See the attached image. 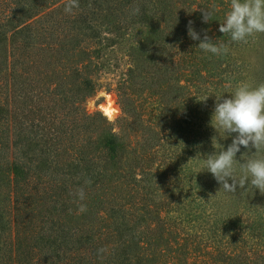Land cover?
Here are the masks:
<instances>
[{
    "label": "rangeland",
    "instance_id": "rangeland-1",
    "mask_svg": "<svg viewBox=\"0 0 264 264\" xmlns=\"http://www.w3.org/2000/svg\"><path fill=\"white\" fill-rule=\"evenodd\" d=\"M98 1L102 7L99 21L105 25L98 24L100 44L85 37L86 47L95 50V66L89 73L96 91L83 105L89 114L99 112L110 121L126 145L129 154L119 167H136L142 162L135 171L137 177L162 176L163 186L148 196L145 210L137 212L144 220L143 231L148 228L145 225H151L150 236L159 251L146 259L154 260L151 264H264V193L250 182L235 194L225 193L203 163L208 155L222 150L220 145L226 150L235 135L222 138L223 133L212 126L216 96L229 98L241 82L264 83V34L244 44L220 33L230 0ZM92 6L90 13H96ZM206 9L213 12L208 23L202 17ZM149 11L162 31L148 41L174 37L163 51L148 41L139 43L146 30L135 21ZM131 15L135 21L129 20ZM109 17L119 23L126 20L123 24L130 27L122 25L120 33L109 30ZM189 21L201 39L206 30L213 42L227 45L228 54L216 56L200 50V41L188 36ZM108 101L116 109L112 118L103 110ZM213 137L220 145L214 142L213 146ZM255 151L248 153L241 147L236 159L243 163L241 157ZM235 175L237 179L243 176L239 164ZM127 188L115 190L116 201L132 204L142 195ZM113 194L105 197L114 201ZM49 198L42 202L44 207ZM97 198L82 202L86 218L80 211L79 217L81 222L104 229L111 221L98 217L106 213L100 203L103 200Z\"/></svg>",
    "mask_w": 264,
    "mask_h": 264
},
{
    "label": "trees",
    "instance_id": "trees-1",
    "mask_svg": "<svg viewBox=\"0 0 264 264\" xmlns=\"http://www.w3.org/2000/svg\"><path fill=\"white\" fill-rule=\"evenodd\" d=\"M78 2L69 14V0H0V264H151L146 258L159 252L138 213L163 186L162 176L137 177L142 162L119 167L126 145L110 121L83 105L96 91L89 73L95 50L85 37L100 44L102 7L98 0ZM151 12L129 19L145 26L142 45L162 31ZM106 20L118 33L126 21ZM173 40L148 44L163 51ZM124 187L140 199L116 201L115 190ZM79 188L84 200H103L106 215L98 217L111 221L104 229L80 221ZM111 191L114 201L105 197Z\"/></svg>",
    "mask_w": 264,
    "mask_h": 264
},
{
    "label": "clouds",
    "instance_id": "clouds-1",
    "mask_svg": "<svg viewBox=\"0 0 264 264\" xmlns=\"http://www.w3.org/2000/svg\"><path fill=\"white\" fill-rule=\"evenodd\" d=\"M78 7V0H69L65 12L70 14ZM135 11L139 12V8ZM212 15V11L202 10L203 22L208 23L212 20ZM192 25L193 22L189 21L187 33L192 40L200 41L198 45L200 50L216 56L228 54L227 45L213 42L206 30L201 39V35ZM219 32L228 35L232 42L244 44L249 42V38L264 34V0H230V11L227 12L224 22L220 23ZM211 123L219 134L223 133L222 138L235 135L226 150L213 137V146L215 142L222 150L203 159L207 171L212 174L225 193L235 194L238 188L245 189L249 182L253 188L264 193V155H259L264 153V83L252 86L241 82L235 86L229 98L216 96ZM241 147L247 149L248 153H251L253 148L256 150L251 156L248 153L243 155L241 157L243 163L236 159ZM237 164L243 172L240 179L235 175ZM74 195L81 201L85 199L83 188H79ZM86 210V205H79L80 212ZM99 251L102 252L104 249Z\"/></svg>",
    "mask_w": 264,
    "mask_h": 264
},
{
    "label": "bare ground",
    "instance_id": "bare-ground-1",
    "mask_svg": "<svg viewBox=\"0 0 264 264\" xmlns=\"http://www.w3.org/2000/svg\"><path fill=\"white\" fill-rule=\"evenodd\" d=\"M104 113L106 116L112 118L116 113V109L112 106V103L108 101V103L103 107Z\"/></svg>",
    "mask_w": 264,
    "mask_h": 264
}]
</instances>
